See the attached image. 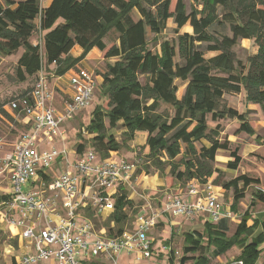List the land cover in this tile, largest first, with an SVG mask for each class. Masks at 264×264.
I'll list each match as a JSON object with an SVG mask.
<instances>
[{
  "label": "trees",
  "instance_id": "1",
  "mask_svg": "<svg viewBox=\"0 0 264 264\" xmlns=\"http://www.w3.org/2000/svg\"><path fill=\"white\" fill-rule=\"evenodd\" d=\"M172 2L52 0L42 7L38 0H0V57L22 51L15 73L23 82L42 66L62 77L96 48L102 59L113 60L105 63L99 86L106 106L96 107L83 130L91 137L98 156L108 158L111 152L122 149V143L108 133L119 127L127 141L144 135L148 149L145 170L153 167L162 174L169 168L170 177L181 185L191 180L205 184L214 174V181L218 179V152L229 153V170H236L241 160L237 149L231 151L230 143L220 140L218 123L235 119L240 123L239 132L254 135L245 115L227 107L225 95L243 93L245 101L258 105L264 117V0H201L203 9L190 12L184 0ZM169 20L178 30L189 25L191 33L180 35L176 44L162 42L159 54L153 53L147 48V35L159 36ZM213 27L228 31L230 36L212 34ZM38 31L40 44L31 40ZM111 32L116 39L107 45L104 40ZM240 41H252L257 48L246 65L237 61L233 52ZM75 46L81 49L78 57L70 55ZM206 53L212 55L206 58ZM177 80L185 85L180 99L176 96ZM208 121L216 125L209 128ZM76 149L81 153L85 147L79 144ZM252 182L243 175L223 183L224 190L234 191L232 210ZM254 198L264 204V190L255 191ZM114 206L102 225L109 235L126 228L127 212L133 210L134 203L125 189L118 191ZM86 216L91 220L96 217L89 212ZM225 221L204 223L202 234L184 233L178 263L209 264L211 247L217 257L238 246L241 252L237 261L255 264L262 233L246 241L243 219L240 229L227 239ZM168 255V264H174V251Z\"/></svg>",
  "mask_w": 264,
  "mask_h": 264
},
{
  "label": "built area",
  "instance_id": "2",
  "mask_svg": "<svg viewBox=\"0 0 264 264\" xmlns=\"http://www.w3.org/2000/svg\"><path fill=\"white\" fill-rule=\"evenodd\" d=\"M34 77L29 91L2 107L8 115L21 116L16 122L25 121L22 125L27 127L9 146V155L0 157V176L8 187L0 201V217L16 229L10 238L16 239L23 253L11 264H118L121 254L136 261L149 260L154 251L151 233L164 215L202 218L210 224L232 218L213 184L191 180L183 194L188 200L179 194L169 196L153 211L149 198L143 197L147 203L130 228L115 235L104 228L96 231L87 212L95 216L113 213L118 191L130 185L138 161L116 158V152L101 159L93 150L78 153L66 146L65 123L91 104L96 89L93 72L82 68L71 72L59 108L54 105L50 78L61 77L44 66ZM5 140L0 134V151L8 146ZM45 143L51 146L44 148Z\"/></svg>",
  "mask_w": 264,
  "mask_h": 264
},
{
  "label": "rangeland",
  "instance_id": "3",
  "mask_svg": "<svg viewBox=\"0 0 264 264\" xmlns=\"http://www.w3.org/2000/svg\"><path fill=\"white\" fill-rule=\"evenodd\" d=\"M38 1L40 6H42L43 0ZM184 2L187 12H190L193 9H196L197 11L203 9L201 0H184ZM172 3L174 4V0ZM189 28V25H186L178 30L172 20H169L165 30L159 36H154L148 33L147 48L153 53L159 54V48L162 42L166 41L176 44L180 35L191 33L189 32ZM210 32L214 35L222 34L230 36L228 31H223L218 27H213ZM115 39L116 34L111 32L104 41L107 45H110ZM31 40L33 43L40 44V32H36ZM256 51L257 48L252 41H240L233 49L236 60L244 65L247 64L249 57L254 55ZM21 53L22 51L20 50L10 57H0V134L5 136V141L8 146L13 144L17 137L23 132V129L21 128L23 125L21 124L20 126L18 122H16V119L21 121L22 117L8 115L2 110V107L6 105L11 98L20 96L29 91L34 84L35 79L33 76L27 78L23 82L19 81L15 69L17 59ZM205 55L207 58L212 54L206 53ZM107 62L112 63L113 60H104L103 65L100 64L97 68L89 69L88 71L93 72L96 77H101V73L105 70V63ZM50 79V84L53 87L54 105L59 107L58 103L61 99L64 100L66 98V94L62 89L66 79H62V83L60 84V81L53 78ZM95 82L96 89L94 90L90 106L85 110L76 113L71 121L65 123V129L67 131L66 146L69 149H76L77 145L83 144L85 150L94 151L90 141L91 137L85 134L83 130L88 126L91 114L96 107L106 106V101L101 97L99 92L100 85L97 83V79ZM176 85L178 88L176 96L180 99L183 95L185 85L179 80L176 81ZM224 102L227 107L245 115L250 127L254 130V135L249 136L244 132H239L240 123L235 119H225L218 123L221 128L219 135L220 140L228 141L230 143L231 151L237 149V155L241 160L236 170H229L226 167V163L231 160L229 158V153L222 151L218 152L215 158V168L219 171V176L217 181H214L217 177V174H214L213 177L208 178V182L215 187H221L219 193H221L223 197H219V199L224 206L229 207L233 214L232 218L226 220L224 223L223 230L227 239L231 238L235 232L240 229L241 222L245 219V227H247V231L244 233V236L247 238L246 241L249 242L251 241V238L262 233V241L259 245L260 254L255 264H264V204L257 202L254 198L255 191L264 190V117L258 105L249 104L245 101L243 93L238 95H225ZM164 109L165 106L162 105L161 110ZM215 125V123L208 121L209 128H213ZM108 133L113 135L117 142L122 143L123 147L117 153V156L128 161L136 160L139 165L137 172L130 181V185H124L128 198L134 203L133 210L127 212L128 222L126 228H130L135 216L140 213L142 206L146 205L147 200H144L143 197L149 198L148 203L153 211H158L167 197L178 194L183 195L186 193V185H181L180 183L175 182L168 173L169 168H165L162 174L153 167L148 168V170L144 169L147 152L144 151V145H141V138H134L131 141H127L124 139L122 130L119 127L109 130ZM50 146V143L44 144V148H49ZM9 153V151L1 150L0 156H8ZM178 160L179 158H177V161ZM180 170H183L182 166L180 167ZM145 171L148 172L145 173ZM243 175L254 182L244 189L243 198L236 204L235 210H232L230 206L233 204L234 191L233 189L224 190L222 185L223 183L229 182L236 177ZM2 178L3 177L0 176V197H2L8 189L7 182ZM151 179L156 180L154 185L149 183ZM241 187L242 186L239 188ZM188 199L189 198L187 197L184 198V200ZM0 210H2V208H0ZM107 218L108 216L96 215L95 219H92L94 229L96 231H99L102 228L106 229V227L102 225H104ZM163 218L165 219V222H159L153 229V237L151 235V237L155 239L154 251L151 259L136 261L133 257L120 255L117 257L118 264H168V252L170 250L174 251L176 259L175 263H177L182 257V246L184 243L183 234L188 232L203 233L204 227L201 222L202 218L187 220L171 217L169 215H164ZM170 235L172 237L169 239ZM12 239L13 240H11L9 233L7 236L5 231L1 230L0 225V264H6V258L10 260L12 256L13 260H11L14 261L23 254L22 250L16 243V239ZM240 248L241 247L238 246L231 247L228 249L227 253L215 258L212 254L214 247H211L208 253L209 264H235L238 262L237 257L240 254ZM11 260L9 264L12 263Z\"/></svg>",
  "mask_w": 264,
  "mask_h": 264
},
{
  "label": "crops",
  "instance_id": "4",
  "mask_svg": "<svg viewBox=\"0 0 264 264\" xmlns=\"http://www.w3.org/2000/svg\"><path fill=\"white\" fill-rule=\"evenodd\" d=\"M52 0H43V4H42V7H46V6H48L49 4H50V2H51ZM80 53H81V49L78 47V46H75L71 51H70V55L72 56V57H78L79 55H80ZM104 62V59H102V57H101V53L99 52V50H97L96 48H94V49H92L87 55H86V57L79 63V64H77L73 69H71L69 72H67L64 76H62L60 79H58V81H60L59 82V84L60 83H62L61 81H62V79H66V82H65V84L63 85V87H62V89H63V91L66 93V91H68V88H67V80H68V76L71 74V72L75 69V68H82V69H86V70H89V69H93V68H97V66L98 65H100V64H104L103 63ZM69 74V75H68ZM96 79H97V83L100 85L101 84V82H102V78L101 77H99V76H97L96 77ZM57 85V84H56ZM63 104V100L61 99V101L58 103V105H59V107H61V105ZM58 106H57V108H59ZM25 122V121H24ZM24 122L22 121V123H18L20 126H21V124H24ZM20 126H18V127H20ZM10 127H11V125H10ZM22 129H23V132L22 133H24L26 130H27V127L26 126H23V127H21ZM135 139L136 138H141L142 139V146L145 144V137H144V135H137V136H135L134 137ZM4 151L6 150V151H9L10 152V148H9V146H7L6 148H4L3 149ZM144 151L145 152H148V149L145 147L144 148ZM1 157V156H0ZM115 157L117 158L118 156H117V152H116V154H115ZM119 158V157H118ZM3 179V178H2ZM155 182H156V180H154V179H151L150 181H149V183L151 184V185H154L155 184ZM216 188V191H217V194L219 195V197H223V195H221V193H219V189H221V187H215ZM150 190H152V189H150ZM222 191V190H221ZM222 192H224V191H222ZM180 196L184 199V198H186L185 197V195H181L180 194ZM130 199V198H129ZM220 200V199H219ZM232 206V205H231ZM230 206V207H231ZM226 209H229V207H227V206H224ZM230 210V209H229ZM197 219H199V218H197ZM159 222H165V219L163 218V217H161L159 220H158V223ZM201 222L204 224L205 222L204 221H202L201 220ZM0 225H1V230H4L5 231V233L7 234V236H8V233L9 234H11V233H16V229H13V228H11V227H9L7 224H6V222L0 217ZM188 233H191V232H188ZM172 234V233H171ZM151 235H152V237H153V231H152V233H151ZM172 236L170 235V237H169V239L171 238ZM154 239V238H153ZM155 240V239H154ZM240 252H241V249H240ZM227 253V252H226ZM121 255H124V254H121ZM120 256V255H119ZM125 256V255H124ZM219 256H217V257H215V258H218ZM13 260V258H12V256H11V258H10V260ZM10 260L8 259V258H6V264H9V262H10ZM11 260V261H12Z\"/></svg>",
  "mask_w": 264,
  "mask_h": 264
}]
</instances>
